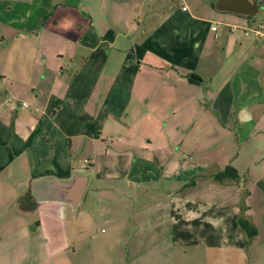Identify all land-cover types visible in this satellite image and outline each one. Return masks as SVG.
Masks as SVG:
<instances>
[{
  "label": "crops",
  "instance_id": "obj_1",
  "mask_svg": "<svg viewBox=\"0 0 264 264\" xmlns=\"http://www.w3.org/2000/svg\"><path fill=\"white\" fill-rule=\"evenodd\" d=\"M185 4L0 0V243L40 236L57 257L68 217L125 198L121 212L152 209L143 233L133 215L132 264H179L176 246L264 259V0ZM227 167L239 181L213 179Z\"/></svg>",
  "mask_w": 264,
  "mask_h": 264
},
{
  "label": "rangeland",
  "instance_id": "obj_2",
  "mask_svg": "<svg viewBox=\"0 0 264 264\" xmlns=\"http://www.w3.org/2000/svg\"><path fill=\"white\" fill-rule=\"evenodd\" d=\"M248 184L249 182H243L242 189L246 195L251 191ZM252 191L254 192L249 202L252 200L253 204L255 203L253 205L255 214L260 217L262 210L259 201L260 196L256 193L257 190L255 188ZM121 200L125 203L126 199L123 198ZM121 200L120 203L118 199L110 203L107 202L103 206L105 209L103 212L102 210L97 212L95 207L93 210H82L75 224L68 217L69 219L67 218L66 220L65 228L68 234L70 249L61 252L57 257L46 256L42 248L43 244L40 236H38V240L32 242V239H24V237H20L18 234L0 243V264H132L134 256L142 249L141 246H132L127 241V239L135 236V232L132 230L133 215L139 212L136 218L142 225L141 229L143 233L148 227L152 226V209L140 212L143 206L128 203L134 206L132 210L135 213H128L127 210L121 212L123 207ZM249 202H243L241 198L239 199L241 210L243 206L246 207L244 213L250 210L251 204ZM121 221L126 223L124 228L120 225L116 226ZM166 234L164 231H157L156 236H154L155 242L163 239ZM121 237H124L122 238L123 240H121ZM147 237V242L151 244L154 240L149 235ZM150 244L149 246H143V249L150 252ZM154 249L153 253L156 252L157 248ZM159 249L164 252L168 251V247L164 246L159 247ZM262 250V255L264 256V247ZM171 251L172 254L173 251L176 253L175 259L179 264H198L199 261H203V264L205 262L211 264L212 259L215 258L214 255L202 257L200 255L203 253L202 251L192 248L176 246ZM218 254H221V252H218ZM217 258L221 259L218 255ZM249 264H264V259L261 260L259 253H257L254 247L250 248Z\"/></svg>",
  "mask_w": 264,
  "mask_h": 264
},
{
  "label": "trees",
  "instance_id": "obj_3",
  "mask_svg": "<svg viewBox=\"0 0 264 264\" xmlns=\"http://www.w3.org/2000/svg\"><path fill=\"white\" fill-rule=\"evenodd\" d=\"M191 81H194V79H191ZM213 179L217 182L225 183L226 181H239L240 177L236 169L232 167H227L223 172L221 173L219 172L215 174L213 176ZM245 210H246V207L243 206L241 210V215L238 218V226H239V229L247 235L248 244H251L254 238L257 237L258 233L255 227V224L252 223L247 217L244 216Z\"/></svg>",
  "mask_w": 264,
  "mask_h": 264
},
{
  "label": "built area",
  "instance_id": "obj_4",
  "mask_svg": "<svg viewBox=\"0 0 264 264\" xmlns=\"http://www.w3.org/2000/svg\"><path fill=\"white\" fill-rule=\"evenodd\" d=\"M173 1H178V0H173ZM185 4V0H182ZM188 9V6L185 4L184 10ZM213 30H216V27L213 28ZM251 32H253L254 34L260 36L261 38H264V24L259 25L258 27H256L255 29L251 30ZM23 106H27V105H23Z\"/></svg>",
  "mask_w": 264,
  "mask_h": 264
},
{
  "label": "water",
  "instance_id": "obj_5",
  "mask_svg": "<svg viewBox=\"0 0 264 264\" xmlns=\"http://www.w3.org/2000/svg\"><path fill=\"white\" fill-rule=\"evenodd\" d=\"M81 188H82L81 186L79 188H77L78 190H77V193H76V197H79L80 196Z\"/></svg>",
  "mask_w": 264,
  "mask_h": 264
}]
</instances>
